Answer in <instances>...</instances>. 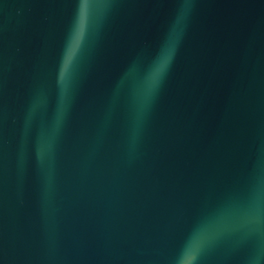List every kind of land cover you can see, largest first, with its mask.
<instances>
[{
    "label": "water",
    "instance_id": "95a60500",
    "mask_svg": "<svg viewBox=\"0 0 264 264\" xmlns=\"http://www.w3.org/2000/svg\"><path fill=\"white\" fill-rule=\"evenodd\" d=\"M0 264H264V0H0Z\"/></svg>",
    "mask_w": 264,
    "mask_h": 264
}]
</instances>
